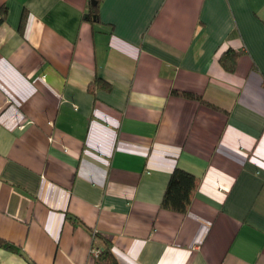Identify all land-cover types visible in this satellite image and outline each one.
I'll list each match as a JSON object with an SVG mask.
<instances>
[{
    "label": "crops",
    "instance_id": "crops-1",
    "mask_svg": "<svg viewBox=\"0 0 264 264\" xmlns=\"http://www.w3.org/2000/svg\"><path fill=\"white\" fill-rule=\"evenodd\" d=\"M0 238V264H95L101 238L116 264H264V0H0Z\"/></svg>",
    "mask_w": 264,
    "mask_h": 264
},
{
    "label": "trees",
    "instance_id": "trees-1",
    "mask_svg": "<svg viewBox=\"0 0 264 264\" xmlns=\"http://www.w3.org/2000/svg\"><path fill=\"white\" fill-rule=\"evenodd\" d=\"M91 16L93 19L95 18L96 8H91ZM237 58L238 54L236 52L228 51L220 56L219 63L226 72L232 74L235 71ZM195 187V178L176 168L170 175L167 183L161 203L162 208L179 214H185L189 207L191 195L195 190ZM101 241L104 244V248L101 250L100 255L95 258V264H116L110 251V241L105 238H101ZM0 249L14 253L20 252L17 247L1 238Z\"/></svg>",
    "mask_w": 264,
    "mask_h": 264
},
{
    "label": "built area",
    "instance_id": "built-area-1",
    "mask_svg": "<svg viewBox=\"0 0 264 264\" xmlns=\"http://www.w3.org/2000/svg\"><path fill=\"white\" fill-rule=\"evenodd\" d=\"M19 128H22V126H20ZM100 253H101V250L99 248H93L91 250V256L93 258H97L100 255Z\"/></svg>",
    "mask_w": 264,
    "mask_h": 264
}]
</instances>
